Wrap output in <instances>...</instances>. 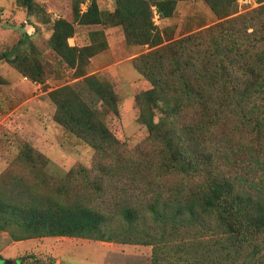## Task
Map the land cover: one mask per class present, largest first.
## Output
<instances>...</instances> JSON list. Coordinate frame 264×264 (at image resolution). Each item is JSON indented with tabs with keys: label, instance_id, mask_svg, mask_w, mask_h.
<instances>
[{
	"label": "trees",
	"instance_id": "obj_1",
	"mask_svg": "<svg viewBox=\"0 0 264 264\" xmlns=\"http://www.w3.org/2000/svg\"><path fill=\"white\" fill-rule=\"evenodd\" d=\"M181 1L199 0H115L114 12L75 0L73 22H52L54 53L82 77L48 94L54 121L95 157L57 182L44 171L45 156L22 145L18 162L26 171L0 176V232L17 242L69 237L152 246L153 264H255L264 256V176L250 179L264 169V0L239 16L237 0H203L222 21L165 44L153 7L168 20ZM16 3L29 17L42 9L34 0ZM75 25L102 29L90 32L89 45L70 46ZM113 27L128 46L151 48L133 60L150 88L135 95L148 136L132 153L107 124L119 116L113 85L86 75ZM25 35L0 59L42 84L56 69Z\"/></svg>",
	"mask_w": 264,
	"mask_h": 264
},
{
	"label": "rangeland",
	"instance_id": "obj_2",
	"mask_svg": "<svg viewBox=\"0 0 264 264\" xmlns=\"http://www.w3.org/2000/svg\"><path fill=\"white\" fill-rule=\"evenodd\" d=\"M42 7L39 15L28 16L16 0H0V56L11 51L28 34L32 44L46 61L56 69L42 84L24 78L5 60L0 59V176L26 171L19 164V150L31 145L45 156L44 171L55 181L66 178L77 164L92 166L95 152L54 121L55 106L48 94L80 80L75 70L61 64L54 53L50 38L52 22L65 19L73 22L75 0H34ZM104 12H114L115 0H97ZM83 3L82 5H85ZM81 5V10H83ZM252 10V9H250ZM240 10L234 16L246 14ZM222 20L203 0L181 1L174 17L155 21L162 32L165 44L210 28ZM76 33L69 40L70 46L90 44V32L101 26L75 25ZM109 47L90 59L86 75H100L107 79L118 94L119 116L107 118L109 129L125 143L132 153L148 136L147 128L139 119L135 103L138 92L150 88L133 66V60L151 50L148 46H128L121 27L105 29ZM245 173V172H244ZM264 169L250 176L259 181ZM26 258L33 264H153V248L95 240L47 237L14 241L8 232H0V264H16ZM255 264H264V256Z\"/></svg>",
	"mask_w": 264,
	"mask_h": 264
},
{
	"label": "built area",
	"instance_id": "obj_3",
	"mask_svg": "<svg viewBox=\"0 0 264 264\" xmlns=\"http://www.w3.org/2000/svg\"><path fill=\"white\" fill-rule=\"evenodd\" d=\"M237 3H238L239 10L241 12H243L244 10L254 9V8L261 5V3L258 2V0H237ZM88 4H89V1H87L85 5H82V8L84 11L87 10ZM153 11H154V16H155L154 20L158 21L159 20V14L157 12L156 7H153Z\"/></svg>",
	"mask_w": 264,
	"mask_h": 264
},
{
	"label": "water",
	"instance_id": "obj_4",
	"mask_svg": "<svg viewBox=\"0 0 264 264\" xmlns=\"http://www.w3.org/2000/svg\"><path fill=\"white\" fill-rule=\"evenodd\" d=\"M4 264H8L7 261H3ZM15 264V263H14ZM16 264H19V261L16 263Z\"/></svg>",
	"mask_w": 264,
	"mask_h": 264
}]
</instances>
